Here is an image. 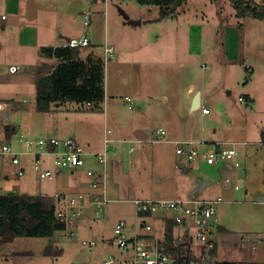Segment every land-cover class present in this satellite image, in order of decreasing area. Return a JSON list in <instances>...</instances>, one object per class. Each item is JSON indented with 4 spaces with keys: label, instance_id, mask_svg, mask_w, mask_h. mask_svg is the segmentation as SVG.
<instances>
[{
    "label": "rangeland",
    "instance_id": "1",
    "mask_svg": "<svg viewBox=\"0 0 264 264\" xmlns=\"http://www.w3.org/2000/svg\"><path fill=\"white\" fill-rule=\"evenodd\" d=\"M91 1L67 0L58 5V11L52 8L48 14L39 12L28 38L25 29L28 33L26 27L30 26V21L25 24L23 15H11L0 1V102L5 104L0 111V141H7L8 126L16 125L18 131L10 143L21 151L18 136L30 138L31 127L37 128L57 119L64 129L79 127L80 136L73 137H79L76 139L90 150L95 144H104V114L107 112L109 129L114 130L116 126L125 131L126 139L133 141L113 143L121 158V163L114 165L113 174L123 199H136L173 197L171 180L181 175L180 157L173 144L153 141L152 131L162 125L173 127L181 121L184 111L181 106L186 105L184 95L190 86L194 87L195 94L203 92L204 105L211 110L208 117L201 116L202 109L192 111L188 120L193 127H200L206 119V123L214 120L221 130L224 116L220 117L221 122L213 117L219 115L217 103L222 99L231 107L225 123L231 122L236 130H247L248 137L256 135L264 122L263 21L253 17L239 19L230 0H187L175 17H161L159 6L142 5L136 0H100L96 5ZM256 1L264 3V0ZM85 13H90V26L84 25ZM2 15L8 19H3ZM139 19L143 20L142 25H134ZM50 23V30L57 25L67 35L94 34L98 43L95 50L101 55L107 31L110 40L117 37L122 47L133 41V47L136 43L143 44L141 49L137 46L126 48L127 63L120 62L118 49H115V60L105 66L106 98L114 99L109 108L103 102L99 109L81 113L79 104L66 103L60 113L36 110L34 73L41 59L38 49L50 43L53 37L50 34L51 38L42 37L48 33ZM132 33L140 37L135 39ZM85 53L86 48L82 55ZM134 56L137 61L131 60ZM11 64L19 66L20 71L10 74ZM252 66L256 73L253 81L246 85L244 78L252 75ZM250 91L255 98L253 110L239 101L240 96ZM163 95L168 96L166 102L155 99ZM126 96L133 101L131 108L126 104ZM130 146L135 148L133 152ZM30 166L25 179L30 186L43 191L56 186L55 180L39 179ZM191 182L196 184L194 179ZM96 211L94 206L84 209L82 215L86 216V222L81 227L76 223L75 231L79 233L76 238L66 237V232L62 240L58 239L59 233L51 239L0 237V264H104L111 255L119 253L111 241L114 227L120 220L133 224L134 205L127 201L109 203L105 206L108 218L103 214L94 219ZM216 239L220 244L218 258L247 260L257 250L245 242L225 243L223 239L227 236L222 233H217ZM83 240L95 245H84Z\"/></svg>",
    "mask_w": 264,
    "mask_h": 264
},
{
    "label": "crops",
    "instance_id": "2",
    "mask_svg": "<svg viewBox=\"0 0 264 264\" xmlns=\"http://www.w3.org/2000/svg\"><path fill=\"white\" fill-rule=\"evenodd\" d=\"M1 5L2 3L5 4L7 10L14 16L23 15L25 19V24L30 21V26L26 27L29 28L28 33L27 29H25V37H29L30 32L34 30V22L36 18L39 16V12L42 14L46 12L47 14L50 13L53 9H57L58 5H63L67 0H0ZM84 1V0H83ZM86 2V1H85ZM93 5H96L97 2H93ZM58 11V9H57ZM107 13V12H106ZM86 14V13H85ZM108 17V15H106ZM2 18L7 20L8 18L6 15H2ZM131 20V19H130ZM143 20L139 19L134 23V25H142ZM48 24V23H47ZM52 24L48 25V33L42 35V37L53 35L51 39H49L47 45L45 46H65L67 41L70 38H77L76 35H67L63 33V29L59 28L57 25L54 27L53 30H50ZM65 34V35H64ZM82 35H88L84 33ZM81 35V36H82ZM132 36L137 38L140 37L138 33H132ZM91 44L86 48L85 55L81 57L85 58L88 53L94 52L98 54L95 50L96 46L98 45L94 34L90 36ZM134 39V37H132ZM111 42V45L109 44ZM134 41L131 43H126L127 47H133ZM38 48L40 47V42L37 43ZM109 45L114 49H118V54L120 56V62L127 63V47H122L120 42L118 41L117 37L110 40L109 34L107 31L106 37L104 39V43L101 45L103 46V55L98 54L104 57V46ZM131 44V45H130ZM135 47L137 46L138 49L142 48L143 44L136 43ZM139 44V45H138ZM44 46V45H43ZM133 47V48H135ZM40 50V48L38 49ZM83 52V51H82ZM138 54V51L136 52ZM136 54V55H137ZM135 55V56H136ZM132 57L131 60L137 61L136 57ZM116 58V56H115ZM114 58V60H115ZM113 61V60H112ZM111 62V61H109ZM47 63L51 66H56L58 64L57 59H48L41 57L40 63L37 67L42 64ZM133 63V62H132ZM14 64H11L12 66ZM107 64H105L106 66ZM19 67V66H18ZM246 69V68H245ZM20 71V68H19ZM18 71V72H19ZM256 73V69L252 66V75H250V79L247 82L249 84L253 81L254 76ZM245 80V78H244ZM34 81H35V73H34ZM246 84V85H247ZM36 85V83H35ZM107 92V73L105 70V100L104 103L106 107H110L111 101H114L113 97L110 100L106 98ZM195 94V89L193 86H190L187 90L186 94L184 95V102L186 105L181 106L183 118L178 120L176 123L173 124V127L169 125L161 126L157 129L152 131V135L154 131L163 128L166 131L165 140L163 142H167L173 144L175 146V153H176V143L177 142H193L196 146L200 149H204V144H215V143H222L225 144L227 147H232L233 144L236 145V149L239 152L238 156L235 160H227L221 162L216 165L207 164L201 157L195 158L193 161L189 162L187 165H181L180 163V176L174 177L171 181H173V197H150V198H136V199H145V200H158V199H215V198H222V203L218 207V231L217 233H222V235L227 236V239H223V242L228 244H237V242H245L252 246L253 249H257L253 251V255H249L247 260H239V261H232L229 259L228 256L218 258L219 252V241L217 240L216 250L214 253L215 260L220 264H233L235 262H254L257 264H264V122L259 125V130L256 132V135L253 137H248L247 130H236L232 128V123H225V119L227 116V112L230 110L229 104L227 100L219 99L217 103V111L219 112L218 116H214L213 118L218 119L221 122L220 117L224 116L223 120V132H220V125H216L214 120H209L206 123V119L203 120L202 125L199 127L195 125H191L190 121L188 120L189 117L192 115L191 105L193 96ZM127 97V96H126ZM125 97L126 104L129 108L132 107L133 101H127ZM131 99V98H130ZM155 99H161L162 101L166 102L168 100L167 95H163L162 97H155ZM229 101V100H228ZM239 101L244 103L248 109L253 110L255 104V98L250 92H247L239 97ZM131 103V104H130ZM63 104H54L52 106V111L46 113H60V108ZM131 106V107H130ZM207 108L204 105V98L203 92L201 93V116L208 117L211 115V110L205 113L203 110ZM179 107V112H180ZM197 109V110H198ZM80 110V107H79ZM250 110V111H251ZM81 112V111H80ZM105 112V111H104ZM82 113V112H81ZM87 113V112H86ZM189 116V117H188ZM108 113L104 114V143L105 138L109 137L113 140L112 144L108 148V164L106 167V174L105 179L104 177L99 178L97 182V187H93L92 183L95 178H92L87 174V171L94 170L98 174L103 172V166L97 162L95 157L96 154L103 152L105 148V144L97 146L94 145L95 148L86 150L82 141H79L80 144L83 146L84 150L86 151L85 156V165L77 170L74 171L72 174L69 170L61 169L55 167L53 165V157L51 155H45L42 164L44 167L51 168L55 172V177L51 180L56 181V186L48 189L47 191H43L41 188H35L30 186L27 181H25L27 175L29 174L28 166L34 171V156L33 155H25L22 158V166L24 167V174L23 176H18L14 174L19 167L16 165H12L8 158H5L0 162V182L6 180L4 189L0 192V194L6 193H14V194H26L30 196H45L47 198H52L54 203L57 205V211L63 210L66 208L67 199L66 198H80L82 197L85 201L86 207L94 206L96 213L94 219H99L100 217L108 218V214L105 212V206L107 204L116 202H129L133 204V200L135 199H123L122 193L120 191V187L114 182V165L121 163L120 156L116 153V149H114L113 143H126L129 141L132 143L131 139H126L124 137L125 131L120 129L114 130L109 129L107 123L108 121ZM234 120V117H232ZM188 120V121H187ZM217 121V120H215ZM111 126H114L112 123ZM124 127V126H123ZM10 133L12 134V138L14 137L15 133L18 131V127L16 125L8 126ZM21 126L19 125V130ZM109 131V132H108ZM149 131V129H146ZM29 132L32 136L30 138L39 139V138H57L59 140H65L68 138H79L73 137L76 134L80 136L79 127H74L71 129H64L61 127L60 120H53L52 122H46L44 125H41L37 128L31 127ZM114 133V137H113ZM220 133V136L218 135ZM111 134V136H110ZM153 137H155L153 135ZM7 138V132H6ZM153 141H157L156 137ZM8 142V139L7 141ZM159 142V141H157ZM89 148H91L90 144L87 143ZM135 148L130 146V151L133 152ZM181 160V158H180ZM29 161V162H28ZM236 162H240L239 166H236ZM31 170V172H32ZM23 177V178H22ZM38 177V176H37ZM40 179V178H39ZM191 179L195 180V185H192ZM176 181V182H175ZM179 187V191L177 188ZM194 187V188H193ZM177 190V192H174ZM96 197H101V200L104 199L105 204L102 206V211L98 210L97 203H95ZM91 201V203H88ZM134 205V204H133ZM84 207V209L86 208ZM84 212V210H83ZM82 212V214H83ZM82 214L75 220L73 231L75 230L77 224L79 227L84 225L86 222L85 217ZM134 215L135 218L133 219V224H129L133 226L137 219L135 208H134ZM150 223L154 225L159 233V237L163 236L161 233L165 229V224L157 218H150ZM78 222V223H77ZM130 222V223H132ZM77 223V224H76ZM70 230V226L66 224V228L63 231L57 232L59 233L58 239L62 240L63 232H68ZM133 230V227H132ZM72 231V230H71ZM132 232V231H131ZM65 233V236H66ZM77 237H79V233ZM68 237V236H66ZM114 237V236H113ZM51 239V238H50ZM113 239H111L112 241ZM98 244V243H97ZM97 246V245H96ZM257 251V252H256ZM16 253V252H15ZM118 255V256H116ZM116 255H111V257H115L117 259L121 258L124 259L126 257L125 253H116ZM107 258L104 262H106L111 258ZM253 258V259H250Z\"/></svg>",
    "mask_w": 264,
    "mask_h": 264
},
{
    "label": "built area",
    "instance_id": "3",
    "mask_svg": "<svg viewBox=\"0 0 264 264\" xmlns=\"http://www.w3.org/2000/svg\"><path fill=\"white\" fill-rule=\"evenodd\" d=\"M90 13L84 15V25L90 26ZM91 44L88 35L77 38H70L66 46L74 48H84ZM114 49L109 45L104 46V64L114 60ZM19 71V67L12 65L9 73L14 74ZM127 101H131L126 97ZM131 107V106H130ZM5 104L0 102V111H3ZM96 105L87 101L80 105L82 113L95 110ZM209 112L207 108L203 110ZM109 132V131H108ZM156 140L163 142L166 131L160 128L154 131ZM113 140L105 138V150L95 155L97 162L103 166V172L98 174L94 170L87 171V174L95 180L93 187H97L98 177L105 179L106 167L108 164V148ZM17 144L22 148L16 150L10 142L0 141V160L8 158L12 165L19 169L14 172L19 177L24 174L22 158L25 155H33L34 171L38 178L51 180L55 177V172L48 167H44L42 161L45 155L53 157L55 167L69 170L72 174L75 170L85 165L86 151L80 142L75 138L59 140L57 138H24L18 136ZM176 154L181 158V165H187L195 158L201 157L207 164L216 165L227 160H235L239 152L236 145L227 147L222 143L204 144V149H200L193 142H177ZM236 166L240 163L236 162ZM6 180L0 182V192L4 189ZM65 209L57 211V217L67 225L72 231H68L66 236L76 238L78 234L72 228L75 220L82 214L85 201L80 198H66ZM106 201L101 197H96L95 203L99 211ZM222 203V198L215 199H158V200H133L137 221L131 226L126 220H120L114 227V237L112 243L121 253H125L124 259L111 257L106 264H220L215 260L216 235L218 231V207ZM150 218L160 219L165 224V229L159 237L157 229L149 221ZM168 221L174 224L173 244L166 242ZM129 227L131 229L129 230ZM133 227V230H132ZM132 231V232H131ZM179 232V233H178ZM181 232V233H180ZM62 238V237H61ZM84 245H95L94 242L83 240ZM233 264H257L254 262H235Z\"/></svg>",
    "mask_w": 264,
    "mask_h": 264
},
{
    "label": "trees",
    "instance_id": "4",
    "mask_svg": "<svg viewBox=\"0 0 264 264\" xmlns=\"http://www.w3.org/2000/svg\"><path fill=\"white\" fill-rule=\"evenodd\" d=\"M98 2L100 0H92ZM104 1V0H101ZM142 5L159 6L161 17L176 16L187 0H136ZM239 19L253 17L264 22V3L256 0H230ZM84 48L69 46H42L40 56L57 59L56 66L40 64L35 72L36 110L50 112L54 104L90 101L96 109L105 100V64L102 56L90 52L81 57ZM250 77L245 78V84ZM12 134L7 131L8 142ZM264 139V135H263ZM57 205L52 198L26 194H0V237L53 238L66 228L57 217ZM174 224L168 221L166 242L173 244Z\"/></svg>",
    "mask_w": 264,
    "mask_h": 264
},
{
    "label": "water",
    "instance_id": "5",
    "mask_svg": "<svg viewBox=\"0 0 264 264\" xmlns=\"http://www.w3.org/2000/svg\"><path fill=\"white\" fill-rule=\"evenodd\" d=\"M200 105H201V93L197 92L192 100L191 109L197 110L198 108H200Z\"/></svg>",
    "mask_w": 264,
    "mask_h": 264
}]
</instances>
